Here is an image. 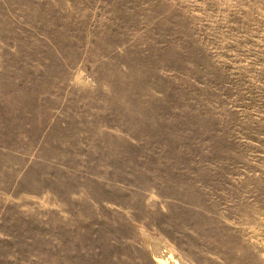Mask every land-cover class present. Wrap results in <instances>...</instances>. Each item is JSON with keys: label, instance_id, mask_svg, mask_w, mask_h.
<instances>
[{"label": "rangeland", "instance_id": "obj_1", "mask_svg": "<svg viewBox=\"0 0 264 264\" xmlns=\"http://www.w3.org/2000/svg\"><path fill=\"white\" fill-rule=\"evenodd\" d=\"M141 227L264 264V0H0V264H153Z\"/></svg>", "mask_w": 264, "mask_h": 264}, {"label": "bare ground", "instance_id": "obj_2", "mask_svg": "<svg viewBox=\"0 0 264 264\" xmlns=\"http://www.w3.org/2000/svg\"><path fill=\"white\" fill-rule=\"evenodd\" d=\"M140 234L153 264H192L183 252L164 236L144 227L140 228Z\"/></svg>", "mask_w": 264, "mask_h": 264}]
</instances>
